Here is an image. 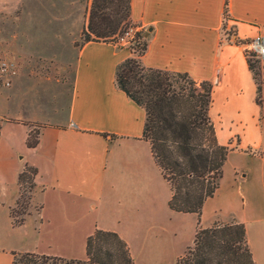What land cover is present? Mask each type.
Listing matches in <instances>:
<instances>
[{"label":"crops","instance_id":"crops-1","mask_svg":"<svg viewBox=\"0 0 264 264\" xmlns=\"http://www.w3.org/2000/svg\"><path fill=\"white\" fill-rule=\"evenodd\" d=\"M18 2L0 0V35L9 32ZM130 6L131 21L146 35L141 64L211 81L208 116L216 141L228 144V151L255 149L264 163L262 109L244 53L246 41L264 33V0H131ZM60 31L58 38L73 41L74 35ZM129 56L127 46L81 44L66 116L40 125L33 147L25 143L27 118L0 109V264H10L12 252L26 251L82 259L95 229L115 232L133 264H174L191 243L196 224L189 240L177 233L195 213L168 207L169 185L142 137L144 110L114 84L116 65ZM233 137L235 144L228 142ZM24 165L35 169L30 210L14 225L10 209ZM236 221L246 237L247 220ZM255 222L264 246L262 220ZM249 249L260 262L264 247L260 256Z\"/></svg>","mask_w":264,"mask_h":264},{"label":"trees","instance_id":"trees-1","mask_svg":"<svg viewBox=\"0 0 264 264\" xmlns=\"http://www.w3.org/2000/svg\"><path fill=\"white\" fill-rule=\"evenodd\" d=\"M130 1L86 0L81 44L113 43L126 27L135 26ZM135 27L129 45L132 56L116 65L114 84L144 110L142 137L148 141L154 161L169 185L168 207L196 215L191 244L174 264H256L241 222L213 221L206 227L198 224L202 204L214 193L228 152L226 145L216 141L208 116L211 81L196 82L186 73L143 66L139 57L146 47L145 30ZM246 61L255 83V102L264 111V70L253 69L254 61L248 56ZM37 135V130L29 129L26 146L33 147ZM34 173L33 167L24 165L17 175L20 187L27 182L31 190ZM21 213L26 215L28 211ZM22 220L23 217L12 219V224ZM11 254L10 264H133L126 244L117 234L101 229L86 237L82 259L28 251Z\"/></svg>","mask_w":264,"mask_h":264},{"label":"rangeland","instance_id":"rangeland-1","mask_svg":"<svg viewBox=\"0 0 264 264\" xmlns=\"http://www.w3.org/2000/svg\"><path fill=\"white\" fill-rule=\"evenodd\" d=\"M85 4L86 0H19L12 5L9 32L0 35V60L10 62L15 72L8 86L0 85V109L13 116L26 117L29 129L39 132L40 125L62 122L66 116ZM60 29L74 35L73 41L58 38ZM35 48L37 54L26 52H34ZM244 53L254 61L253 69L264 70V62L252 57L247 50ZM10 91H13L12 97L5 100L2 95ZM260 123L264 130L263 110ZM236 141L233 137L228 142L235 144ZM226 146L229 150L230 146ZM257 154L255 149L227 152L217 187L212 196L204 200L198 224L206 227L213 221L246 219L247 242L260 256L264 246L260 241V224L255 218L261 219L264 227V163L255 156ZM27 186V182L21 185L18 201L10 209L14 220L25 216L21 211L30 210L28 204L26 206ZM185 221V231L177 236L189 240L196 216L189 214ZM263 263L264 257L257 261V264Z\"/></svg>","mask_w":264,"mask_h":264},{"label":"built area","instance_id":"built-area-1","mask_svg":"<svg viewBox=\"0 0 264 264\" xmlns=\"http://www.w3.org/2000/svg\"><path fill=\"white\" fill-rule=\"evenodd\" d=\"M136 27L129 25L122 33L117 36L113 44L118 46H127L132 43V35ZM246 50L251 53L257 60L264 62V33H257L250 37L246 43ZM13 65L5 60H0V85L8 86L10 84V78L14 74Z\"/></svg>","mask_w":264,"mask_h":264},{"label":"water","instance_id":"water-1","mask_svg":"<svg viewBox=\"0 0 264 264\" xmlns=\"http://www.w3.org/2000/svg\"><path fill=\"white\" fill-rule=\"evenodd\" d=\"M147 31H149V28L147 29ZM147 31H146V32H147Z\"/></svg>","mask_w":264,"mask_h":264}]
</instances>
